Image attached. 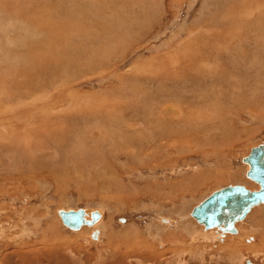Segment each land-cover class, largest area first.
I'll use <instances>...</instances> for the list:
<instances>
[{
	"label": "rangeland",
	"instance_id": "rangeland-1",
	"mask_svg": "<svg viewBox=\"0 0 264 264\" xmlns=\"http://www.w3.org/2000/svg\"><path fill=\"white\" fill-rule=\"evenodd\" d=\"M0 100V264H264V204L226 240L191 217L259 189L264 0H0Z\"/></svg>",
	"mask_w": 264,
	"mask_h": 264
},
{
	"label": "water",
	"instance_id": "water-1",
	"mask_svg": "<svg viewBox=\"0 0 264 264\" xmlns=\"http://www.w3.org/2000/svg\"><path fill=\"white\" fill-rule=\"evenodd\" d=\"M244 161L251 166L248 177L258 183L260 189L250 191L245 186L235 185L212 193L192 211V216L206 229L219 228L235 233L236 223L245 220L254 207L264 204V146L252 149ZM59 215L63 223L74 230L93 226L100 219V213L93 212L91 220H87L82 208L60 211ZM97 234L94 233L93 237Z\"/></svg>",
	"mask_w": 264,
	"mask_h": 264
},
{
	"label": "bare ground",
	"instance_id": "bare-ground-1",
	"mask_svg": "<svg viewBox=\"0 0 264 264\" xmlns=\"http://www.w3.org/2000/svg\"><path fill=\"white\" fill-rule=\"evenodd\" d=\"M249 13V12H248ZM240 44V43H239ZM207 70V69H206ZM207 72V71H206ZM199 74V73H198ZM34 88V87H33ZM3 93V92H2ZM3 98V97H2ZM1 101V100H0ZM49 111H51V110H49ZM163 111V110H162ZM164 112V111H163ZM182 113V112H181ZM170 114V113H169ZM184 116V115H183ZM24 117V116H23ZM169 119V118H168ZM172 119V118H171ZM164 120V119H163ZM175 120H176V118H175ZM192 120V119H191ZM173 121V120H172ZM179 121V120H178ZM193 121V120H192ZM174 122V121H173ZM181 122H182V120H181ZM192 123V122H191ZM193 123H194V121H193ZM204 123V122H203ZM178 125V124H177ZM198 125V124H197ZM174 127V126H173ZM193 127V126H192ZM3 129V128H2ZM181 129V128H180ZM194 129V128H193ZM192 129V130H193ZM8 130V129H7ZM181 131V130H180ZM6 134H7V132H6ZM170 136V135H169ZM178 136V135H177ZM162 137H164V136H162ZM161 138V137H160ZM159 138V139H160ZM168 139V138H167ZM168 142V141H167ZM168 144V143H167ZM171 146V145H170ZM259 146H264V143H262V144H260V145H258L257 147H259ZM254 148H256V147H254ZM254 148H252V149H254ZM251 149V150H252ZM251 152V151H250ZM244 159H245V157L243 158V162L245 163V165H247V171H246V177L248 178V179H250L249 177H248V175H247V173H248V171L250 170V168H251V166L247 163V162H245L244 161ZM251 180V179H250ZM252 181V180H251ZM254 182V181H253ZM254 183H256V182H254ZM256 184H258V183H256ZM242 186V185H241ZM258 186H259V189H260V185L258 184ZM259 189H257V190H250V191H258ZM218 190H220V189H218ZM218 190H216V191H218ZM249 190V189H248ZM214 193V192H213ZM202 203V202H201ZM261 205H263V204H261ZM261 205H259V206H261ZM259 206H256V207H259ZM197 207V206H196ZM256 207H254V208H256ZM253 208V209H254ZM83 209V208H82ZM252 209V210H253ZM72 210V209H71ZM74 210V209H73ZM78 210V209H77ZM85 210V212H86V219L87 220H91V215H92V213L93 212H99L100 213V219L93 225V226H88V227H94V226H96L100 221H102V219L104 218V214L100 211V210H88V209H84ZM60 211H69V210H59L58 211V215H59V213H60ZM251 213V212H250ZM249 213V214H250ZM248 214V215H249ZM59 217H60V215H59ZM191 217H193L192 216V213H191ZM37 218V217H36ZM186 218H189V216H186L184 219H186ZM194 218V217H193ZM60 219H61V217H60ZM195 219V218H194ZM187 220V219H186ZM196 220V219H195ZM61 221H62V219H61ZM197 221V220H196ZM38 222V221H37ZM198 222V221H197ZM239 222H243V221H239ZM238 222V223H239ZM62 223H63V221H62ZM238 223H236V225L238 224ZM169 224H171V221H169ZM200 224V223H199ZM63 225L65 226V227H67L64 223H63ZM202 225V224H201ZM236 225H235V229H236ZM204 226V225H203ZM86 226H84V227H82L81 229H78V230H74V229H70V228H68V229H70V230H72V231H81L83 228H85ZM206 229V228H205ZM217 230H215V231H212V232H210V233H213V234H216L215 232H218V233H220L219 235H217L218 236V238L221 240H223V238H225V235H227V234H231V235H236L238 232H237V230L238 229H236V232L235 233H227V232H225V231H222L221 229H219V228H216ZM207 231H208V229H206ZM51 231V230H50ZM91 231V230H90ZM52 232V231H51ZM50 232V233H51ZM93 233V232H92ZM198 233V232H197ZM190 234V233H189ZM213 234H209V235H213ZM100 235V234H99ZM207 235V234H206ZM196 236V235H195ZM216 236V237H217ZM243 236V235H242ZM97 236H94V238H96ZM209 237V236H208ZM214 237V236H213ZM98 238H99V236H98ZM97 238V239H98ZM204 238V237H203ZM209 238H211V237H209ZM17 239V238H16ZM205 239H206V236H205ZM213 239V238H212ZM245 239V238H244ZM217 240V239H216ZM225 240H226V238H225ZM240 240H241V238H240ZM243 240V239H242ZM242 240H241V242H242ZM249 240V239H248ZM17 241V240H16ZM215 241V240H214ZM260 244H256V245H254V243H250L251 245H249L248 247H245V249H248V248H250L251 250H253L254 252L256 251V250H259V251H262V250H264L263 248H264V235L261 237V239H260ZM227 243V242H226ZM225 243V244H226ZM196 244V243H195ZM221 245H223V244H221ZM247 245V244H246ZM225 246V248H228L229 250H234L235 252L234 253H230V255L231 254H233V255H237L238 253H242L241 251L242 250H240V248L238 249V246H240L239 245V243H236V244H234V243H231V240L230 241H228V244H226V245H224ZM235 248V249H234ZM236 252H238V253H236ZM250 252V251H249ZM260 253H262V252H260ZM264 253V252H263ZM255 254V253H254ZM238 255H240V254H238ZM245 255H243V257H244ZM232 258H234V257H232ZM238 258V257H237Z\"/></svg>",
	"mask_w": 264,
	"mask_h": 264
}]
</instances>
